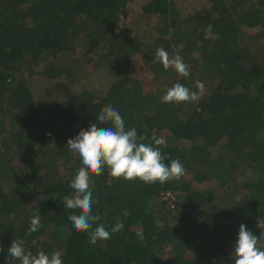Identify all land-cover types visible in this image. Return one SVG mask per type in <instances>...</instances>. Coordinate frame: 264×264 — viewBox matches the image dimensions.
Wrapping results in <instances>:
<instances>
[{
  "label": "trees",
  "instance_id": "obj_1",
  "mask_svg": "<svg viewBox=\"0 0 264 264\" xmlns=\"http://www.w3.org/2000/svg\"><path fill=\"white\" fill-rule=\"evenodd\" d=\"M159 47L190 76L155 63ZM198 81L199 101L161 102ZM108 106L145 143L163 138L164 163L186 173L164 184L91 176L93 228L124 224L93 245L63 202L82 167L66 147L107 127L97 116ZM37 212L43 226L28 235ZM260 218L264 0H0V264H20L14 240L60 251L63 264H235L240 225L259 238Z\"/></svg>",
  "mask_w": 264,
  "mask_h": 264
},
{
  "label": "clouds",
  "instance_id": "obj_2",
  "mask_svg": "<svg viewBox=\"0 0 264 264\" xmlns=\"http://www.w3.org/2000/svg\"><path fill=\"white\" fill-rule=\"evenodd\" d=\"M211 27L208 26L209 33ZM208 35L206 33L205 38H208ZM154 62L161 63L165 71L172 68L181 77L190 76L189 66L184 63L182 57L179 55L170 57L163 47L156 49ZM196 87L199 91H192L183 84L176 83L166 89L161 102L181 104L199 101L205 86L203 82L198 81ZM97 119L100 125L107 127L91 124L88 130H81L75 138L67 142L66 148L74 157L80 159L82 167L71 181V194L64 196L63 199L67 209L79 213L68 217L75 230L87 232L93 245L98 241H107L112 233L122 231L124 224L118 219L111 232L103 224L93 228V224L99 221L100 216L92 214L91 176L99 177L107 168L109 176L116 180L164 184L169 181H179L186 173L178 159L171 161L170 166L164 163L165 157L159 148L165 144L163 138L153 134L150 142L145 143L144 141L148 140L147 135L138 136L134 127L126 129L125 122L116 108L108 106L101 109ZM124 215H128L127 210L124 211ZM42 226L41 215L37 212L31 218L28 235L39 231ZM258 227L261 229L259 238L247 230L244 224L240 225L238 242L232 257L235 264H264V218L259 219ZM138 236L144 241L142 233H138ZM32 244L35 246L37 241L33 240ZM2 251L3 248L0 247V252ZM8 254L20 264H63L60 251L49 255L41 250L34 255L31 251L25 250L23 240H14L8 249Z\"/></svg>",
  "mask_w": 264,
  "mask_h": 264
},
{
  "label": "rangeland",
  "instance_id": "obj_3",
  "mask_svg": "<svg viewBox=\"0 0 264 264\" xmlns=\"http://www.w3.org/2000/svg\"><path fill=\"white\" fill-rule=\"evenodd\" d=\"M102 83V82H101Z\"/></svg>",
  "mask_w": 264,
  "mask_h": 264
}]
</instances>
